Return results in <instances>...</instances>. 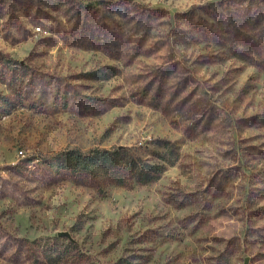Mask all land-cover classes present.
<instances>
[{"label": "rangeland", "instance_id": "1", "mask_svg": "<svg viewBox=\"0 0 264 264\" xmlns=\"http://www.w3.org/2000/svg\"><path fill=\"white\" fill-rule=\"evenodd\" d=\"M160 179L76 169L130 147ZM264 264V0H0V264Z\"/></svg>", "mask_w": 264, "mask_h": 264}, {"label": "trees", "instance_id": "2", "mask_svg": "<svg viewBox=\"0 0 264 264\" xmlns=\"http://www.w3.org/2000/svg\"><path fill=\"white\" fill-rule=\"evenodd\" d=\"M160 150H154L155 162L143 158L137 150L130 147H118L115 149L96 148L88 153L73 150L65 155L64 159L76 169L94 170L99 169L112 175L118 183H125L127 179L147 184L161 178L163 173L176 163L180 150L177 142L172 140H158ZM56 236L54 242L49 244L44 252L45 259L51 264H59L64 254L59 252V238Z\"/></svg>", "mask_w": 264, "mask_h": 264}]
</instances>
